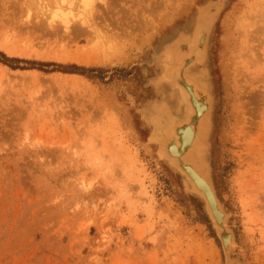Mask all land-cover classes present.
I'll use <instances>...</instances> for the list:
<instances>
[{"label": "rangeland", "instance_id": "rangeland-1", "mask_svg": "<svg viewBox=\"0 0 264 264\" xmlns=\"http://www.w3.org/2000/svg\"><path fill=\"white\" fill-rule=\"evenodd\" d=\"M206 1L0 0V264H225L144 117L154 55ZM210 38L209 174L235 256L264 264V0H229ZM172 89L151 127L161 104L183 116Z\"/></svg>", "mask_w": 264, "mask_h": 264}, {"label": "bare ground", "instance_id": "bare-ground-1", "mask_svg": "<svg viewBox=\"0 0 264 264\" xmlns=\"http://www.w3.org/2000/svg\"><path fill=\"white\" fill-rule=\"evenodd\" d=\"M221 5L218 2L201 8L192 37H181L167 49L162 79L169 82L176 91L178 101L175 100L183 109V116L175 117L168 104L164 103L153 115V122L151 121L153 132L158 137V140L155 139L159 143L160 152L184 175L194 192L207 196L208 202L218 213L220 223L228 215L221 203L216 206L217 202L212 193L214 186L209 174L210 163L206 154L210 147L215 97L211 84L206 78H200L205 75L204 70L208 71L206 65L210 30ZM63 22L65 28L69 29L68 19H63ZM183 46L187 48L183 49ZM196 63L203 65L202 74L199 76L191 71ZM222 67L225 69L226 64H222ZM225 72V77L227 75L229 78L228 71ZM221 233L227 243L231 242L232 239L230 240V235L225 230Z\"/></svg>", "mask_w": 264, "mask_h": 264}, {"label": "water", "instance_id": "water-1", "mask_svg": "<svg viewBox=\"0 0 264 264\" xmlns=\"http://www.w3.org/2000/svg\"><path fill=\"white\" fill-rule=\"evenodd\" d=\"M228 1L229 0H207L206 2H204L203 4H201V5H199L197 7V10H196V13H195L194 17H197L198 11H199V9L201 7H204V6L209 5V4L221 2L223 4L222 9L216 14V16L219 17V15L221 14L222 10L225 8V6H226ZM217 20H218V18H217ZM217 20H216V22H217ZM193 22H194V19L192 21L190 29L189 28H184V29L178 31L177 33H175L174 35L170 36L165 42L162 43L160 50L154 55L153 62L158 67L159 73L157 74L156 78L151 80L150 83H151L152 87L157 90V92L160 95V98L159 99H154L153 101L148 103L147 108L144 111V117L147 120V123L149 124V127H150V140L153 141L157 145L158 155L160 156V158L167 164V166L174 173H176L180 177L184 193L187 194L188 196H190V197H192L194 199H197L198 201L201 202L202 211H203L205 217L207 218V220L209 221V223H210V225L212 227V230L214 231L216 237L219 239V242H220V245H221V248H222V252H223V255H224L225 264H242L241 260L238 257L235 256L237 239H236L235 231L230 225L231 214L227 211V209L225 207V204L223 203V201L221 200V198L218 195L217 188H216L214 180H213V176L211 175V181H212L213 186H214L213 189L216 191V194H217V196L219 198V200H218V198H217V196L215 194V191L212 189L213 190L212 193L214 194V197H215L216 202H217L216 206L218 207V205H220V203H221L223 208L225 209V211L228 214V217L226 219L222 220L221 223H220V221H218V215H217L218 213H216V211L213 209L212 205H210V203L208 202L207 196L201 195L200 192H198V193L197 192H190V191H188L186 189V184L184 183V175L181 172H179L176 168H174L169 163L167 158L160 152L159 147H158V141L152 136V131H151L152 127H151V124L149 122V118L150 117L148 115H149L150 111H149L148 107L153 102H156L157 100L158 101L163 100L165 96H167V98H168V95H169L168 93L173 91L172 86H171V84L169 82H165L164 79H161V82H159V80H160L159 76L160 75L162 76V74H163V72H162L163 70L160 72V63H159L160 56L163 53V49H164L163 47H164V45L167 42H170V39H172V40L174 38L176 39L177 37H179V35L181 33H185L188 36H192L193 30H194V26H195V23L193 24ZM216 22H215V24H216ZM159 83H162V85L163 84L164 85H168L170 87V90L168 92L166 90L163 91V89H161L162 86H161V84L159 85ZM222 230H225V232L230 235V240L232 239L231 242L227 243L225 241V239L223 238L222 233H221Z\"/></svg>", "mask_w": 264, "mask_h": 264}, {"label": "trees", "instance_id": "trees-1", "mask_svg": "<svg viewBox=\"0 0 264 264\" xmlns=\"http://www.w3.org/2000/svg\"><path fill=\"white\" fill-rule=\"evenodd\" d=\"M3 55V54H2ZM4 57H5V55H3ZM5 59L6 60H9V58L8 57H5ZM17 61H21V60H17ZM6 62V61H5Z\"/></svg>", "mask_w": 264, "mask_h": 264}]
</instances>
